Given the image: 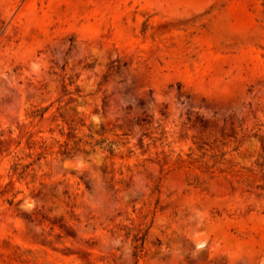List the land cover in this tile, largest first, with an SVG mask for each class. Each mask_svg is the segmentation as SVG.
Wrapping results in <instances>:
<instances>
[{
  "label": "rangeland",
  "instance_id": "1",
  "mask_svg": "<svg viewBox=\"0 0 264 264\" xmlns=\"http://www.w3.org/2000/svg\"><path fill=\"white\" fill-rule=\"evenodd\" d=\"M0 264H264V0H0Z\"/></svg>",
  "mask_w": 264,
  "mask_h": 264
},
{
  "label": "trees",
  "instance_id": "2",
  "mask_svg": "<svg viewBox=\"0 0 264 264\" xmlns=\"http://www.w3.org/2000/svg\"><path fill=\"white\" fill-rule=\"evenodd\" d=\"M136 241H138V239H137ZM137 249H138V247H135V250H136V251H137Z\"/></svg>",
  "mask_w": 264,
  "mask_h": 264
}]
</instances>
